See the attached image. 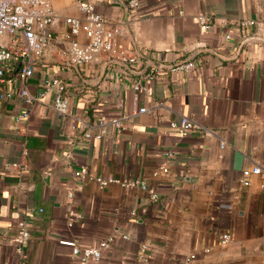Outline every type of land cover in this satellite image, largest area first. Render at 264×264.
I'll return each instance as SVG.
<instances>
[{"label": "crops", "instance_id": "obj_1", "mask_svg": "<svg viewBox=\"0 0 264 264\" xmlns=\"http://www.w3.org/2000/svg\"><path fill=\"white\" fill-rule=\"evenodd\" d=\"M91 1L139 60L64 61L65 18L82 13L78 0H52V44L31 77L14 76L15 95L0 98V264H79L60 240L105 237L110 247L91 264H264V0H141L136 15L125 0ZM54 76L66 84L65 115L54 89L40 96ZM182 117L202 128L181 134L170 122ZM83 166L118 181L80 182ZM255 166L262 171L243 185L242 170ZM20 220L30 231L22 252Z\"/></svg>", "mask_w": 264, "mask_h": 264}, {"label": "built area", "instance_id": "obj_2", "mask_svg": "<svg viewBox=\"0 0 264 264\" xmlns=\"http://www.w3.org/2000/svg\"><path fill=\"white\" fill-rule=\"evenodd\" d=\"M127 9L131 15H136L142 7L141 0H125ZM78 7L82 13L81 17L67 16L64 24L67 27L65 40L67 43L64 61L75 65H85L98 62L100 57L108 58L119 57L126 64H133L139 60L138 54L130 49L120 46L118 34L121 33V26L114 23L106 16L96 10L91 0H78ZM56 13L52 7V0H0V98L7 99L15 95L13 86L14 76H18L25 81L34 73L35 67L53 40L52 28L55 24ZM199 22L205 27H211V19L206 15H199ZM253 20H244L240 25L245 27L253 24ZM79 35H83L86 41L81 42ZM182 67L181 65L178 68ZM184 67H192L191 63ZM158 69L151 68L143 75L145 81L153 79L157 75ZM136 89L143 88L149 91L146 84L135 83ZM51 89L55 90L54 109L61 115H65L69 110V102L66 96V84L59 77H50L45 82V89L40 96ZM19 94L28 104H33L38 98L32 94L26 86L19 90ZM40 98V97H39ZM145 107L140 108V112H145ZM171 126L176 128L181 134L189 130L202 128L201 125L188 117H182L179 121H171ZM104 129L102 130V133ZM87 137L91 135L86 134ZM98 133L95 138H100ZM17 167L25 168V164L15 163ZM163 172L168 168L163 167ZM262 171L260 166L245 168L242 170L240 182L247 186L252 175ZM75 178L83 182L94 180L100 186H106L118 181L113 177L93 175L88 172L86 167H80L74 172ZM126 187L140 186L151 194V198L156 200L158 195L155 190L150 189L144 180L127 179L124 181ZM231 234L223 232L219 236L220 243L226 244L231 240ZM30 239V231L25 221L18 222V229L15 236L17 250L22 252L23 247ZM112 238L105 237L98 241L95 246H80L75 239H62V244L71 248L72 255L78 259L79 264H91L100 261L103 251L110 247Z\"/></svg>", "mask_w": 264, "mask_h": 264}, {"label": "water", "instance_id": "obj_3", "mask_svg": "<svg viewBox=\"0 0 264 264\" xmlns=\"http://www.w3.org/2000/svg\"><path fill=\"white\" fill-rule=\"evenodd\" d=\"M142 56H143V55H142ZM143 57L145 58V56H143ZM107 63H108V61H107ZM107 63H106V64H107ZM123 64H124V66H127V67H128V64H126V63H124V62H123Z\"/></svg>", "mask_w": 264, "mask_h": 264}]
</instances>
